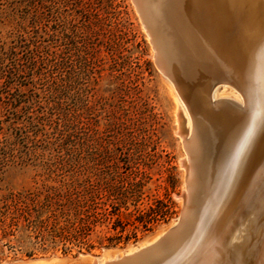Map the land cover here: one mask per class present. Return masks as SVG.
Here are the masks:
<instances>
[{
  "label": "rangeland",
  "instance_id": "obj_1",
  "mask_svg": "<svg viewBox=\"0 0 264 264\" xmlns=\"http://www.w3.org/2000/svg\"><path fill=\"white\" fill-rule=\"evenodd\" d=\"M35 31L43 49L37 73L26 76L27 85L20 87L30 101L26 110L7 107L12 92L0 77V193L53 183L61 165L83 156L92 167V179H107L129 190L141 181L136 206L147 209L162 200L172 213L136 240L116 246L9 255L0 264H88L82 255L97 261L104 254L119 258L123 249L167 229L182 204L185 152L176 133L172 82L154 63L149 35L131 0H0V61L10 50L3 46L18 34ZM54 81L62 88L70 86V95L57 99ZM57 101L61 109H51ZM63 110L76 124L67 140L54 123ZM127 207L121 208L122 219L131 220L136 211L130 200Z\"/></svg>",
  "mask_w": 264,
  "mask_h": 264
},
{
  "label": "bare ground",
  "instance_id": "obj_2",
  "mask_svg": "<svg viewBox=\"0 0 264 264\" xmlns=\"http://www.w3.org/2000/svg\"><path fill=\"white\" fill-rule=\"evenodd\" d=\"M137 2L176 93L191 207L182 227L129 264H264V0Z\"/></svg>",
  "mask_w": 264,
  "mask_h": 264
},
{
  "label": "trees",
  "instance_id": "obj_3",
  "mask_svg": "<svg viewBox=\"0 0 264 264\" xmlns=\"http://www.w3.org/2000/svg\"><path fill=\"white\" fill-rule=\"evenodd\" d=\"M40 38L36 31L34 34H18L7 48H2L10 49L1 57L0 77L6 79L12 92L9 93L7 107L10 105L14 110H26L30 103L20 87L27 85L23 81L26 76L33 77L37 73L43 49ZM17 50L25 53V57L20 58ZM13 83L19 87L16 85L11 90ZM62 86L57 81L53 82L52 94H59L57 99L66 92L70 95L71 87ZM54 108L60 110L61 102L57 101L51 109ZM58 113L54 123L60 136L67 140L76 126L74 116L65 110ZM85 159L81 156L66 162L67 167L61 165L53 183L0 193V260L9 255L30 257L55 251L79 253L96 247L116 246L136 240L140 233L151 230L160 220L171 215L169 204L162 200L155 201L147 209L136 206L141 181H137L136 188L129 190L107 179H92L88 175L92 167ZM127 200L136 211L131 220L122 219L121 208L128 209Z\"/></svg>",
  "mask_w": 264,
  "mask_h": 264
},
{
  "label": "water",
  "instance_id": "obj_4",
  "mask_svg": "<svg viewBox=\"0 0 264 264\" xmlns=\"http://www.w3.org/2000/svg\"><path fill=\"white\" fill-rule=\"evenodd\" d=\"M131 1L135 7V10L141 16V14H140L141 12L137 8L138 7L137 0H131ZM141 19H142V17H141ZM154 63L156 65L157 62H154ZM217 82L215 81L214 83H217ZM208 103H210V102L208 101ZM180 126L182 128L184 127L182 119L180 122ZM183 148H186V143H184ZM181 160L183 161V163L185 162V159H181ZM188 173H189V170L187 168V173L184 176L185 181H187V182H188ZM181 197H182V204H181L178 215L169 223V227L162 234H160L157 237V239H155L149 243H144V245L141 247H138L136 245H131V246H129V247H131L129 253L127 252L128 251V247H127V248L122 250V254L118 259L105 260V261H103L102 264H129L130 262H132V260H136L139 256L149 252L152 249V247L156 246L157 244H162L168 238H170L171 235L175 231H177L180 227L183 226V224L185 223V219L187 218V215H186V214H188L187 210H188V208L191 207V199H190L191 196H190V190H189L188 183L185 186V190L181 191ZM96 262L97 261H93L91 264H97Z\"/></svg>",
  "mask_w": 264,
  "mask_h": 264
}]
</instances>
